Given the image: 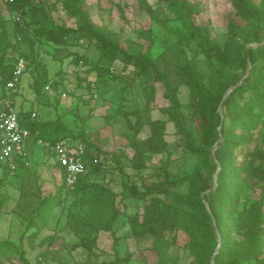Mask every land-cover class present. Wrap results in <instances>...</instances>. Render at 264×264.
I'll list each match as a JSON object with an SVG mask.
<instances>
[{
  "label": "rangeland",
  "instance_id": "rangeland-1",
  "mask_svg": "<svg viewBox=\"0 0 264 264\" xmlns=\"http://www.w3.org/2000/svg\"><path fill=\"white\" fill-rule=\"evenodd\" d=\"M85 1L94 25L110 26L126 39L138 41L141 29L152 30L154 39L145 45L155 64L167 75L171 86L178 88L181 113L192 126L199 143L200 132L193 117L196 108L192 105L190 90L186 85L187 77L179 74V67L193 61L194 67L209 82L214 77V70L221 65L218 62L210 64L195 43L180 42L179 36L184 31L174 12L166 7L165 0L147 1L162 19L168 20L167 28L150 22L147 13L139 8L135 0H129L128 6L124 7L125 19H122L115 5L119 0H113L114 4L109 0H101V6L98 0ZM187 1L197 2L200 13L196 16V21L208 27L212 38L221 47L232 43L231 23L235 26H246L248 23L246 16L232 0ZM30 2L37 8L42 6L46 16L40 11L18 13L29 36L34 37V29L48 22L72 28L78 26L77 19L67 14L68 0ZM250 2L255 13L264 15V0ZM106 7H112L111 11L105 10ZM5 10L6 6L0 4V33L5 28L9 36H12L14 20L11 19L10 12ZM259 40L258 44H249L248 53L240 58L239 65L244 75L236 80L235 86H240L251 76L255 62L264 61V25L259 32ZM23 47L27 49V46ZM256 48H259L257 52H249ZM37 53L38 62L48 68L49 77L58 81L57 90L47 89L42 97L36 99L31 89V77L24 75L17 96L0 84V107L14 103L17 111L38 113L40 120L44 122L59 118L75 138L88 140L95 149L99 162L89 169L81 187L67 189L63 185L62 172L51 166L56 159L50 158L37 145H32L26 167L14 165L0 173V199L5 198L6 201L0 218V260L5 264H22L23 255L30 264H99L102 261H112L117 255L123 258L130 252L133 253V258L128 264H211V261L196 258L192 254L191 240H200L202 231L207 230L210 236L208 243L215 242L213 232L215 230L216 233L217 226L209 204V193L216 187L219 161L229 155L221 146L222 140L214 139L211 148L201 150L200 155L188 154L177 129L172 123L167 124L169 157L168 154L149 155L148 163L157 168L166 166L171 181L199 171L205 190L199 192L197 187L188 183L181 188L171 189L166 203L168 207L178 211L180 227L162 236L134 237L130 218L142 219L143 203L132 199L125 187L136 184L143 190L144 185L159 183L162 178H154L155 169L149 167L143 173V185L130 170L127 157L132 156L128 140L131 131L123 113L137 110L145 123L152 119L167 120L160 111L167 103L164 97L165 84L156 83L153 77H138L133 66L125 67L120 60L110 63L95 44L81 40L79 35L70 37L64 47L51 51L52 54H47L44 50ZM72 53L94 63L105 61V65L121 74L127 84L123 86L115 81L107 84L97 82L95 72H87L85 67H77L72 63ZM148 84L155 86L156 100L147 106L143 88ZM251 85L252 80L246 83V90L237 93L236 101L243 103L250 98L254 91ZM93 86L96 92L91 91ZM130 120L134 123L136 117L131 116ZM150 133L146 125L140 137L148 138ZM48 193L55 196V203L59 205L54 206L50 202L39 208L40 199ZM259 197V193L248 191L243 197V204L249 206ZM121 200L124 214L114 224L112 234L104 228L112 217V203L117 204ZM208 217L212 220V227ZM92 227H98L92 235L96 237L97 244L93 254L73 248ZM36 231H39L38 235L33 238ZM115 237L120 239L117 244ZM169 239L175 241V246L167 249L163 243ZM219 240L218 238V244Z\"/></svg>",
  "mask_w": 264,
  "mask_h": 264
},
{
  "label": "trees",
  "instance_id": "trees-1",
  "mask_svg": "<svg viewBox=\"0 0 264 264\" xmlns=\"http://www.w3.org/2000/svg\"><path fill=\"white\" fill-rule=\"evenodd\" d=\"M109 1L114 4L113 0ZM128 1L119 0L115 4L122 19H125L124 7L128 6ZM135 1L139 8L147 13L150 22L163 28L168 27V20L162 19L147 0ZM232 1L246 16L248 23L246 26H235L231 23L232 43L221 47L212 38L208 27L196 21L195 18L200 13V10L197 9V2L165 0L166 7L174 12L184 31L179 36L180 42L195 43L210 64L218 62L221 65L219 69L214 70L211 82L206 81L202 73L194 67L193 61H188L184 67H179V74L187 77L186 85L190 90L192 105L196 108L193 117L197 121V129L200 132L199 143H197L192 126L181 113L178 88L171 86L167 75L155 64L150 50L145 45L154 39L152 30L150 28L141 29L138 41H135L126 39L120 33L112 30L110 26H96L90 19L85 0H68L67 2L68 16L78 21L76 28L48 22L34 29V37L25 32L21 22L13 23L12 36H9L5 28H2L0 33V84L5 89L12 91L8 89L7 84L13 79L18 61L22 60L25 63L22 77L24 75L31 77V89L36 99L42 97L47 89L57 90L58 81L51 79L48 68L38 62L37 52L44 50L47 54H52L51 51L64 47L67 40L74 35H79L81 40L95 44L105 60H109L110 63L120 60L125 67L133 66L138 72V77L146 79L153 77L156 83L165 84L164 97L167 103L160 111L167 117V120L152 119L145 123L137 110L123 113L131 131L128 140L132 156L127 157L130 170L135 173L137 180L143 185L145 182L143 173L149 167L155 169L154 178H162L159 183L151 186L144 185L145 189L143 190L136 184L126 185L125 188L129 196L143 203L142 219L130 218L133 227L132 236H162L164 233L175 231L180 227L181 220L178 211L168 207L166 203L171 189L181 188L188 183L190 186L197 187L199 192L205 190L199 177V171L179 180L171 181L166 166L157 168L148 163L149 155L168 154L169 157L166 135L167 124L172 123L185 144L186 153L200 155L201 150L211 148L212 142L216 138L222 140V148L229 153L228 157L219 161L217 170L218 168L220 170L216 187H213L209 193V204L219 234L217 236L213 229L215 242L208 243L210 241L208 231H202L200 240L194 238L191 240L192 254L207 262L214 258L215 264H264V61L255 62L252 65L251 76L240 86H235L236 80L244 75L239 65L240 58L248 53L247 46L249 44L260 42L259 32L264 25V15L254 12L255 8L250 0ZM98 3L101 6V0H98ZM104 9L111 11L112 7ZM5 11L10 12L9 15L24 13V11H40L42 15H45L42 6L37 8L31 4L30 0H13L12 4L6 6ZM23 46H27V49H24ZM258 49L249 52H257ZM15 55L17 58L14 59ZM71 56L75 66L85 67L87 72H95L97 82L107 84L110 81H115L122 83L123 86L127 84L121 74L113 72L105 65V61L94 63L76 53H72ZM22 77L16 91H12L14 96H17ZM250 80H252L251 88L254 89L253 94L243 103L236 101L237 93L246 90L245 85ZM94 86L91 91L96 92ZM232 87L235 89L224 99ZM89 88L91 89V87ZM143 91L147 106L153 104L156 100L155 86L153 84L145 85ZM6 105L15 108L14 103ZM220 105L224 115L223 119L219 113ZM2 108L0 107V109ZM32 114V111H18L20 125L28 129L33 136L29 149L32 145H36L38 138L52 143L82 140L87 144V171L76 186L81 187L89 169L99 162L95 149L87 139L75 138L72 131L59 118L47 122L35 121L32 120ZM131 116L136 117L134 123L130 120ZM146 125L150 129V137L141 138L140 135ZM36 134H38L37 138L34 137ZM47 154L51 156L49 153ZM118 164L121 167L120 163ZM18 165L26 167L27 159L18 160ZM121 170L123 171V169ZM61 172L65 186V173ZM248 191H255L260 196L249 206L243 204V197ZM56 201L55 196L48 193L40 199L39 208H43L50 202L54 206L59 205V203H55ZM5 202V198L0 199V218ZM121 204H123V200L117 204L112 203V217L104 228L112 234H114V224L124 214ZM207 220L212 227L211 218L208 217ZM94 230H98V227H92L90 231H86L80 242L73 248L93 254L97 249L96 237H92ZM38 232H34L33 238L38 235ZM218 238L221 241L220 247H218ZM114 240L115 244L120 241L116 237ZM205 244L207 246L204 247ZM163 246L170 249L175 246V241L166 240ZM217 249L219 252L215 255ZM132 258L133 253L127 252L123 258L117 255L114 260L102 261L99 264H128ZM22 261V264H30L23 255ZM0 264L5 263L0 260Z\"/></svg>",
  "mask_w": 264,
  "mask_h": 264
},
{
  "label": "built area",
  "instance_id": "built-area-1",
  "mask_svg": "<svg viewBox=\"0 0 264 264\" xmlns=\"http://www.w3.org/2000/svg\"><path fill=\"white\" fill-rule=\"evenodd\" d=\"M7 6L13 0H0ZM14 22H20V15L10 16ZM25 71V63L19 60L13 79L7 84L8 89L16 91L18 82ZM32 120L39 121V114L33 112ZM36 134L34 137L37 138ZM33 136L31 132L20 125L16 108L6 105L0 109V173L10 166L18 165V160H26L29 154V144ZM37 147L56 162L52 168L64 171V184L67 189H75L80 179L87 171V144L82 140H65L52 143L43 139L36 140ZM58 164V165H56Z\"/></svg>",
  "mask_w": 264,
  "mask_h": 264
},
{
  "label": "water",
  "instance_id": "water-1",
  "mask_svg": "<svg viewBox=\"0 0 264 264\" xmlns=\"http://www.w3.org/2000/svg\"><path fill=\"white\" fill-rule=\"evenodd\" d=\"M234 89H235V87H232V88L228 91V93L225 95L224 99H225L226 97H228V95L230 94V92L233 91ZM221 104H222V103H221ZM219 113H220V115H221V117H222V119H223V118H224V115H223V111H222V106H221V105H220V107H219ZM219 170H220V169L218 168V171H219ZM216 182H217V176L215 177V183H216ZM216 233H217V235L219 234L217 228H216ZM220 245H221V241L219 240V246H218V247H220ZM218 252H219V249L216 250L215 255H216ZM211 264H215V262H214V258L212 259Z\"/></svg>",
  "mask_w": 264,
  "mask_h": 264
},
{
  "label": "crops",
  "instance_id": "crops-1",
  "mask_svg": "<svg viewBox=\"0 0 264 264\" xmlns=\"http://www.w3.org/2000/svg\"><path fill=\"white\" fill-rule=\"evenodd\" d=\"M31 149V148H30ZM53 169H55V170H59L58 168H53Z\"/></svg>",
  "mask_w": 264,
  "mask_h": 264
}]
</instances>
